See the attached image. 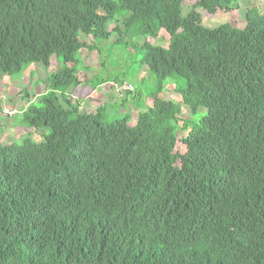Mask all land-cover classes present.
Returning <instances> with one entry per match:
<instances>
[{
  "label": "trees",
  "instance_id": "obj_1",
  "mask_svg": "<svg viewBox=\"0 0 264 264\" xmlns=\"http://www.w3.org/2000/svg\"><path fill=\"white\" fill-rule=\"evenodd\" d=\"M234 8L0 0V76L58 64L12 115L40 140H0V264H264V12L246 8L241 27L201 19ZM161 33L165 46L146 39ZM81 51L96 55L90 76ZM112 57L153 84L107 122L110 102L82 112L80 97L125 81L98 77Z\"/></svg>",
  "mask_w": 264,
  "mask_h": 264
},
{
  "label": "rangeland",
  "instance_id": "obj_2",
  "mask_svg": "<svg viewBox=\"0 0 264 264\" xmlns=\"http://www.w3.org/2000/svg\"><path fill=\"white\" fill-rule=\"evenodd\" d=\"M196 0H182L183 4V12H186L188 8L194 3ZM237 8L231 9L229 11H221L218 10L215 12L214 15H208V14H203L202 15V23L204 26L207 27H214L217 26L221 23H230L234 27H241L243 25V12L246 8L255 6L258 8L260 12H264V0H236ZM203 12V11H200ZM112 40L114 37L111 38ZM135 39L140 42L144 40L141 36H136ZM148 41L154 44H158L161 46H165L167 44L166 42V35L164 33H161L157 39H153L151 37L146 38ZM120 47V49H119ZM119 47H115L113 49V53L115 54L118 52L124 51L123 44L122 47L119 45ZM107 50V47H106ZM81 55L83 60H85L86 65H90L92 67L91 69L86 71V75L90 76L91 74L95 73L97 71L96 66V55L94 53H86L81 51ZM113 56L112 54H110ZM120 57V56H119ZM129 61L126 63L125 61L121 59H115L113 61V57L111 59H106V67L101 66L100 70H98V77H104L107 73L106 69L109 67L110 70L108 71V75L112 76H119L121 79L125 80L126 82L131 83L135 89L139 88L144 92H149L150 89L152 88L151 85L153 84L151 80H147L144 82V84L140 83V80L138 79L139 77L137 76V73L140 74V71L138 70V65L134 58L127 57ZM57 62L52 58L50 60V65L46 69L43 67L41 64L38 65H31L27 67L22 73H15V74H10V75H1L0 76V106L3 103V107L7 108H12L16 112L20 111L24 107L27 106L29 99H31L30 102L34 99V96H37L44 92L45 87H46V75L48 76L51 72L55 71L57 68ZM139 71V72H138ZM84 73V74H85ZM106 75V76H108ZM169 80H174L169 78ZM169 80L165 83L166 86L169 83ZM150 83H149V82ZM178 81L183 82L181 79H178ZM171 86H168V89L165 91L164 97L167 100L173 99L175 102L179 100L178 96L174 92H172ZM98 89H108V85H102L98 87ZM77 90V89H76ZM75 90V91H76ZM86 91V88L84 89H78L76 94H72L75 97L82 96ZM73 93L72 91H70ZM23 93H27L28 97H26ZM81 103H80V110L82 112H94L99 105H102L104 103H108V100L106 97L102 98H87L86 96H83L82 98L80 97ZM124 99H118L112 97V100L110 101V104L112 106L106 107L105 110V121H111L116 116H118L117 111L121 109V113L124 110V106L126 105L124 102ZM123 103V104H121ZM122 105V106H121ZM5 108L0 107V123L3 125L4 131L0 135V140L2 143H8L12 141H20L23 137H21V134L23 131H26L30 133V137L37 141L40 140V136L37 134L39 131L33 130L31 128H25V130H21L22 127L20 126H15L14 123L15 121L13 120L14 118H18L17 115L10 116L6 115L3 116L1 115V112L4 111ZM184 109V107H183ZM205 110L203 108H200L195 114L194 118L198 119L201 114H203ZM3 114V113H2ZM187 114V113H186ZM134 115V114H133ZM132 120H135V117H132ZM132 123V121H131ZM130 123V124H131ZM176 149L178 151L183 152L182 146L178 143L176 145Z\"/></svg>",
  "mask_w": 264,
  "mask_h": 264
},
{
  "label": "clouds",
  "instance_id": "obj_3",
  "mask_svg": "<svg viewBox=\"0 0 264 264\" xmlns=\"http://www.w3.org/2000/svg\"><path fill=\"white\" fill-rule=\"evenodd\" d=\"M105 84L108 85V88H109L108 91H110V93H111L110 96H109V98H106L108 100V102H110L112 100V95H113L114 99L115 98H118V99H121V100L124 99L125 101H129V100L132 99L133 94L135 92L134 86L131 83H129V82H125V81L124 82H121V81L120 82L110 81L108 83L100 84V85H98V87H100L102 85H105ZM123 84L129 85L131 88L130 89H126L124 91H118L117 92L118 88H120V86H122ZM126 93H128V94H126ZM28 103H29V101H28ZM0 107L5 108L4 111L1 112V115H4V116L9 115L8 117H10V116H12L16 112L12 108L11 109L10 108H7V106L6 107H3V103L1 104ZM23 109H21L20 111H22ZM17 112H19V111H17ZM134 117H135V115H134ZM131 121H132V123L130 125H132L135 122V120L133 121L132 119H131Z\"/></svg>",
  "mask_w": 264,
  "mask_h": 264
},
{
  "label": "crops",
  "instance_id": "obj_4",
  "mask_svg": "<svg viewBox=\"0 0 264 264\" xmlns=\"http://www.w3.org/2000/svg\"><path fill=\"white\" fill-rule=\"evenodd\" d=\"M95 94H98V95H96V96H98V98L99 97L100 98H102V97L109 98L111 93H110V91H108V89L103 90V89H98V87H97L95 92L94 93L92 92L91 96H86V97L87 98H92ZM112 97H113V95H112Z\"/></svg>",
  "mask_w": 264,
  "mask_h": 264
},
{
  "label": "built area",
  "instance_id": "obj_5",
  "mask_svg": "<svg viewBox=\"0 0 264 264\" xmlns=\"http://www.w3.org/2000/svg\"><path fill=\"white\" fill-rule=\"evenodd\" d=\"M131 87L129 85H126V84H123L122 86H120V88H118L117 92L118 91H124L126 89H130Z\"/></svg>",
  "mask_w": 264,
  "mask_h": 264
}]
</instances>
